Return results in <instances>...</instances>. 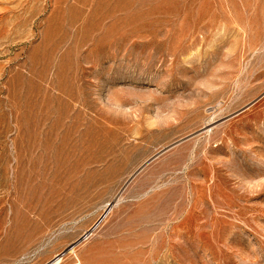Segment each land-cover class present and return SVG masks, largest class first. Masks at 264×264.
<instances>
[{
    "label": "rangeland",
    "instance_id": "rangeland-1",
    "mask_svg": "<svg viewBox=\"0 0 264 264\" xmlns=\"http://www.w3.org/2000/svg\"><path fill=\"white\" fill-rule=\"evenodd\" d=\"M0 264H264V0H0Z\"/></svg>",
    "mask_w": 264,
    "mask_h": 264
}]
</instances>
